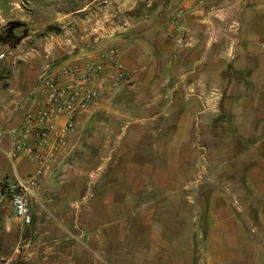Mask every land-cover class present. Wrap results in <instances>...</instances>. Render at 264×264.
<instances>
[{"label": "crops", "instance_id": "0c3cea01", "mask_svg": "<svg viewBox=\"0 0 264 264\" xmlns=\"http://www.w3.org/2000/svg\"><path fill=\"white\" fill-rule=\"evenodd\" d=\"M20 2L24 4L23 0H0V22L10 15L9 4ZM172 5L183 9L188 39L178 49L165 36H160L162 42H156L157 32L151 29L136 45L125 41L123 61L128 69V82L124 87L152 84L153 104L143 110L140 120H154L161 115L169 117L179 109L177 128L170 132L164 131L163 125L152 126L156 128L157 140L150 144L143 141L144 137L142 142L141 137L132 140L134 129H142L147 135L150 124L139 128L122 127L118 142L105 140L103 145L94 142L101 151L98 159L103 160L106 169L113 160L119 163V170L116 168L107 175L110 180L120 182V199L112 204L125 213L128 209L126 183L135 179L154 181L160 177V173L154 172L129 177L123 161L126 146H152L157 150L155 156L159 150V155L171 166L173 162L169 160L174 149L186 142L181 136L187 132V147L192 148V133L197 129L198 147L203 151L200 152L201 162L214 164L215 178L221 181L217 184L220 192H216L214 209L217 227L228 228L227 223L231 222V227L239 230L237 236H232L236 241L243 236V224L235 216L228 217L229 197L239 213L245 212L242 204L246 196L256 203L259 201L257 222L264 228V0H172ZM94 47L96 49L78 57L76 63L105 50L104 46ZM52 48L47 51L51 52ZM1 94L0 106L4 100ZM163 100L168 102L165 108L160 107ZM12 109L5 106L4 111H0V123L10 118ZM91 118L78 122L69 135L70 156L51 163L50 170L31 194L33 219L30 226H24L15 218L9 198L3 196L0 186V256L11 264H111L112 254L93 251L89 241L98 239L99 244L111 243L109 229L118 222L99 224L103 229L101 238L94 240V236L89 235L99 227L84 218V205L91 204L94 196L93 180L85 175L95 172L96 162H92L95 156L86 158L91 162L90 169H94L88 172L84 169L85 163L80 165L75 156L81 148L78 137ZM10 148L6 136H2L0 183L26 180L36 171L30 157L11 161ZM163 173L167 180L174 179V170L167 168ZM84 231L88 238H82L80 232L85 235Z\"/></svg>", "mask_w": 264, "mask_h": 264}, {"label": "rangeland", "instance_id": "374dc122", "mask_svg": "<svg viewBox=\"0 0 264 264\" xmlns=\"http://www.w3.org/2000/svg\"><path fill=\"white\" fill-rule=\"evenodd\" d=\"M23 2L9 4L14 14L11 11L6 21L0 22L1 44H6L1 38L8 23L25 24L16 31L21 41L13 47L15 56L6 69L8 83L1 94V99H4L0 106L2 112L5 106L12 109L10 104L13 101L22 102L23 107L28 105L27 97L38 86L39 77L47 66L56 70L77 64L75 60L96 49V45L104 46L103 52L118 49L123 61L125 41L129 45H136L137 40L143 39L144 33L151 29L157 32L156 42H162L160 36H165L178 49L187 40L183 9L172 5V0ZM172 20H176L182 30V41L177 42L168 36L167 30ZM50 47H53L51 52L47 51ZM151 86L132 85L119 91L105 92L95 112L88 116L89 119L92 117L91 121L85 123L78 137L81 148L75 156L80 165L85 163L86 172L95 169V172L89 173L90 176L85 175L90 181L93 180L91 184L94 186L91 204L84 205L85 221H90L95 227L102 223L118 222L109 229L111 243L104 245L97 242V238L102 237V225L91 231L89 235L97 240L89 241L90 248L99 253L110 252L111 264H264V228L257 222L256 213L259 201L256 203L255 199L246 196L242 204L245 205V212L239 213L232 207L231 198H227L228 217L235 216L242 221V238L233 240L232 236H237L239 230L232 228L231 222L227 223L228 228L217 227L219 223L214 209L218 198L216 192H220L217 184L221 181L215 178L214 164L201 162L200 152L203 151L198 147L197 129L192 133V148L187 147V132L181 136L186 142L174 149L173 157L170 156L169 160L173 162L171 166H168L163 155H159V150L158 156H155L157 150L152 146L127 145L123 161L129 177L148 172L160 173V177L154 181L135 179L126 183L127 212H119L112 204L120 199L121 186L119 181L110 180L107 174L116 168L118 171L119 163L115 164L116 160H113L107 170L103 160L98 159L101 151L94 142L103 145L105 140H111L115 143L120 140L122 127L139 128L150 124V134L146 129L148 138L142 129H134L132 140L141 137L142 142L144 137L143 141L152 144L157 140L156 128L152 126L163 125L164 131L170 132L177 128L181 114L179 109L169 117L161 115L154 120H140L145 108H151L153 104ZM167 103L166 100L161 101L160 107L165 108ZM22 114L19 111L17 116L21 117ZM90 155L95 156L92 160L96 162L94 169H90L91 162L86 159ZM69 156L68 139L64 153L54 163L64 161ZM167 168L174 170V179L167 180L164 176ZM84 233L80 232L82 238L88 235ZM0 262L8 264L10 261L0 256Z\"/></svg>", "mask_w": 264, "mask_h": 264}, {"label": "built area", "instance_id": "2783aa9c", "mask_svg": "<svg viewBox=\"0 0 264 264\" xmlns=\"http://www.w3.org/2000/svg\"><path fill=\"white\" fill-rule=\"evenodd\" d=\"M167 31L171 39L182 41L176 20L170 22ZM14 56L15 48L0 42V94L7 87L5 73ZM127 82V67L119 50L112 48L82 63L56 70L46 67L38 86L27 97L28 105L14 102L10 118L0 123V139L6 136L9 141L11 161L30 157L36 171L26 180L3 181L0 186L15 218L24 226L32 224L30 196L50 170V164L64 153L70 133L81 119L92 115L105 92L119 91ZM19 111L23 113L21 117L17 116Z\"/></svg>", "mask_w": 264, "mask_h": 264}, {"label": "trees", "instance_id": "16d2710c", "mask_svg": "<svg viewBox=\"0 0 264 264\" xmlns=\"http://www.w3.org/2000/svg\"><path fill=\"white\" fill-rule=\"evenodd\" d=\"M25 26L22 22H10L8 23L2 40L4 43L9 44L12 47H15L21 41V37L16 36V31Z\"/></svg>", "mask_w": 264, "mask_h": 264}]
</instances>
